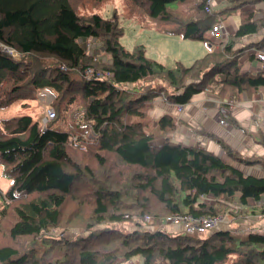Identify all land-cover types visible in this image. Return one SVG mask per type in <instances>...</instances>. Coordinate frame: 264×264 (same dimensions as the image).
I'll return each mask as SVG.
<instances>
[{"label":"trees","instance_id":"obj_1","mask_svg":"<svg viewBox=\"0 0 264 264\" xmlns=\"http://www.w3.org/2000/svg\"><path fill=\"white\" fill-rule=\"evenodd\" d=\"M127 1L167 24L164 33L207 42L208 53L168 68L147 59L142 46L125 49L117 17H81L73 0H0V44L22 57L0 48V110L49 89L55 111L46 127L30 115L0 120V165L11 180L0 191V264H118L140 255L145 264H264L262 232L193 236L144 228L146 217L236 215V206H264V175L236 166L264 171V160L240 157L219 141L236 165L229 163L170 139L176 125L169 114L154 132L150 116L160 97L183 107L207 92L227 108L243 95H264V72H245L239 61L249 50L264 51V36L246 41L264 34V0H226L210 13L207 0ZM232 16L240 25L217 47L211 31ZM91 40L101 42L106 60L82 44ZM148 79L162 84L134 89ZM76 113L92 124L89 145L74 147L70 139L78 132ZM128 224L136 229L115 228ZM70 225L90 233L72 241L50 235Z\"/></svg>","mask_w":264,"mask_h":264},{"label":"rangeland","instance_id":"obj_2","mask_svg":"<svg viewBox=\"0 0 264 264\" xmlns=\"http://www.w3.org/2000/svg\"><path fill=\"white\" fill-rule=\"evenodd\" d=\"M129 4L130 3L127 0H104L101 2L95 1V0H73V7L76 13L81 17L88 18L93 15H100L104 18L117 17L121 26L123 27L124 33L120 39V42L125 47V49L132 52L137 47L142 46L145 50V55L147 59L159 62L167 66L168 68L175 67L177 62H182L183 64L190 66L196 60L204 57L208 53L209 44L207 42L185 40L182 37L172 36L167 33H164L162 30H165L167 27L169 28L167 24H164V23L158 24L157 21H153L149 17L148 12L146 10L142 8H138V7H132V4L130 5ZM131 10H134L135 15L131 14ZM200 15L201 13L199 15H195L194 17H200ZM259 17L262 18L263 13H261ZM172 29H175V26ZM228 35L229 34L227 32V36ZM260 36H264V34L260 33ZM226 39L221 37V38L215 39L214 43L218 47V44L225 41ZM82 44L89 47L91 49L90 51L93 54H96L100 58L102 57L104 60H106L105 58L106 54L102 48V44L100 41L98 40H91L88 42L84 41L82 42ZM0 48L2 51L5 50V52H10L17 59L22 58L21 55L17 54L15 49L5 47L3 44H0ZM248 58H249V54L246 56L243 55L242 57H240L239 61L244 65L245 62L248 60ZM157 81L159 80L157 79ZM147 86L149 87V85H146V84L144 86V83L137 84L134 89H137L143 92L148 89L146 88ZM127 88L129 90L133 89L132 86H127ZM46 90H48L51 93L49 89H45L41 91L38 98L34 100L19 101L7 109H1L0 110V120H5V119L17 117V116L30 115L35 120L42 123L43 118L46 117L47 113L49 112L50 103L52 102L54 98L52 93L51 94L48 93L47 97L45 98L44 93ZM167 91H169L168 88H167ZM262 97H263L262 93H259L256 95V98L262 99ZM237 102L238 103L240 102L239 99H235L234 101H229L228 107L231 108L232 105L235 106ZM228 107H227V110L223 109L226 116L229 113H231V110L228 109ZM75 117L77 118L76 123L78 127V132L71 135L70 139L74 147H79V144L76 145L73 138L74 136H77L78 134H80V130H79L80 124L84 120H82V115L79 113H76ZM222 120L225 121V119H222ZM89 125H90L91 138L84 141L88 145L94 142L96 138V135L94 134V131L91 127L92 124L89 123ZM169 137L170 139H172L171 134H169ZM235 153L238 154L240 157H243L246 159L249 158L237 152ZM251 167L253 166H246L248 172L251 171L249 169ZM256 173L253 172V174H256ZM248 174H251V172ZM5 175H6V171L4 167L0 165V191L3 193H5L8 190L11 184V180L8 179V177H6ZM210 202H211L210 204L215 205L214 200ZM261 205H264V203H261ZM236 208L237 210L235 212L238 214L222 215L225 219V224L226 223L228 224V227L225 230L233 231V233H237L239 237L247 236L255 229L260 230L259 227H263L261 231L264 230V214H263L264 206L258 207L255 204H253V202H251V206L250 208H248V210L243 211L242 208L237 207V206ZM237 211H241V212H237ZM144 224H145L144 228L146 229L148 228L156 229L152 227V225H149V223L146 224L144 222ZM77 226L78 225H75V226L70 225L69 227H66L67 229L59 228V229L53 230L50 235H55V237L64 236L65 238L71 241L73 239L76 240L81 235L83 236L89 235L90 233L89 231H84L82 228H79V227L77 228ZM79 226H80V223H79ZM103 228L105 230L104 226L98 229H103ZM107 228H111V226H107ZM115 228L122 229V230L124 228L128 232L136 229L134 224H128L124 226L118 225ZM163 228L171 233L177 232V229L173 227L172 225H166ZM232 262H233V259L231 258L228 260L227 264H232ZM118 264H145V262H144V257L140 255L137 257H133L129 261H121Z\"/></svg>","mask_w":264,"mask_h":264},{"label":"crops","instance_id":"obj_3","mask_svg":"<svg viewBox=\"0 0 264 264\" xmlns=\"http://www.w3.org/2000/svg\"><path fill=\"white\" fill-rule=\"evenodd\" d=\"M225 6H228L226 0H214V10H220ZM258 8L264 9V4L259 5ZM257 15L260 16V13ZM224 24L228 34H234L240 25V16H232ZM261 39L262 36L257 35L246 41L259 42ZM258 53L257 50H249L244 55L249 54V58L244 65L241 63L243 71L253 74L264 72V64L260 63L256 56ZM252 56H255L253 60L251 59ZM145 84L149 87H156L161 85L162 81L149 79ZM48 93L50 92L46 90L45 98ZM217 101V98L204 92L195 95L189 104L179 107L160 97L155 100L150 112L153 131L160 133L154 123L161 116L169 114L174 118L176 125L174 133L171 134L172 140L198 145L233 164L235 162H232V159L227 156L219 141L230 146L232 150L241 155L264 160V141L262 140V136L264 137V95L262 99L255 97V100L243 95L240 97L239 103L237 102L235 106L232 105L231 108L228 107L231 113L227 116L224 112L227 108L221 109L220 102ZM222 119H225L226 125L221 124ZM236 166L248 172L246 166ZM249 169L251 171L248 173L257 172L255 175H264L260 166ZM175 228L177 232H182L181 227L175 226ZM259 229L261 230L263 227H259Z\"/></svg>","mask_w":264,"mask_h":264},{"label":"built area","instance_id":"obj_4","mask_svg":"<svg viewBox=\"0 0 264 264\" xmlns=\"http://www.w3.org/2000/svg\"><path fill=\"white\" fill-rule=\"evenodd\" d=\"M213 4H214V0H207L206 8H205L207 13L213 11ZM211 37L213 39L227 37L225 24L224 23L217 24L211 31ZM84 46L85 48L91 50L86 45ZM256 56L258 61L264 64V51L259 52ZM86 74L87 76H92L93 71L88 70ZM100 76L101 75H98V77ZM54 114H55L54 109L50 107L47 116L44 117L42 120V124L46 126L52 119H54ZM221 124L226 125L224 120H221ZM79 130H80V134L74 136L73 138L76 145H78L80 141H85L91 138L90 125L88 122L82 121ZM146 222L149 223V225H152V227L156 229L163 228L166 225H172L173 227L179 226L182 228V232L193 236H199L202 234L204 235V234L212 233L214 231H222L228 227V224L227 223L225 224V219L223 216H202L200 218H194L193 216L188 214H177L162 220L146 217ZM252 232H255V230H253ZM257 232L264 233V231H257ZM234 234L237 235V233Z\"/></svg>","mask_w":264,"mask_h":264},{"label":"clouds","instance_id":"obj_5","mask_svg":"<svg viewBox=\"0 0 264 264\" xmlns=\"http://www.w3.org/2000/svg\"><path fill=\"white\" fill-rule=\"evenodd\" d=\"M228 36H229V35H228ZM44 127H46V126H44ZM255 231H261V230H256V229H255ZM263 231H264V230H263Z\"/></svg>","mask_w":264,"mask_h":264}]
</instances>
